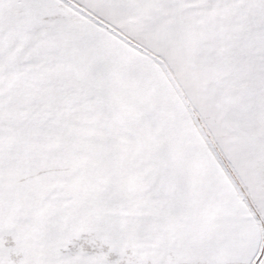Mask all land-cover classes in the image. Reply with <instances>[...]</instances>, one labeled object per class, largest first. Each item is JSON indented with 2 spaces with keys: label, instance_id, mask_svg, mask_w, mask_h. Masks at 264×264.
Here are the masks:
<instances>
[{
  "label": "snow or ice",
  "instance_id": "6c2138e0",
  "mask_svg": "<svg viewBox=\"0 0 264 264\" xmlns=\"http://www.w3.org/2000/svg\"><path fill=\"white\" fill-rule=\"evenodd\" d=\"M0 264H264V0H0Z\"/></svg>",
  "mask_w": 264,
  "mask_h": 264
}]
</instances>
